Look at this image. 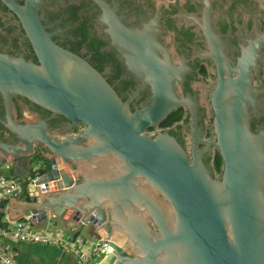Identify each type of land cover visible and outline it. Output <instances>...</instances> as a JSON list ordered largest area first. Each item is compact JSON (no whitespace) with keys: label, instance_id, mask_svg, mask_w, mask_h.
I'll return each mask as SVG.
<instances>
[{"label":"water","instance_id":"1","mask_svg":"<svg viewBox=\"0 0 264 264\" xmlns=\"http://www.w3.org/2000/svg\"><path fill=\"white\" fill-rule=\"evenodd\" d=\"M0 1L19 17L38 60L0 54L7 113L0 125L18 140L0 141V172L27 180L32 163L42 171L31 188L38 194L18 207L1 205L2 213L77 233L93 248L106 245L95 264H264V131L251 129L253 50L243 49L237 66L231 65L209 2L200 28L211 50L202 57L214 60L219 74L211 89L216 141L199 142L219 151L221 180L205 166L207 149L199 150L198 141L190 159L169 133L149 132L185 103L177 95L184 71L158 41L159 12L134 28L116 0H91L111 47L141 82L123 101L103 74L53 41L40 15L48 0H24L23 6ZM145 87L150 105L132 112L131 100ZM14 97L65 118L70 131L84 125L83 132L58 140L45 121L20 124Z\"/></svg>","mask_w":264,"mask_h":264},{"label":"flooded vegetation","instance_id":"2","mask_svg":"<svg viewBox=\"0 0 264 264\" xmlns=\"http://www.w3.org/2000/svg\"><path fill=\"white\" fill-rule=\"evenodd\" d=\"M23 6L24 0H15ZM108 4L112 0H105ZM119 14L127 26L140 27L160 14L158 41L167 49L175 67L184 71V81L177 87V95L184 100L159 127L149 130L153 135L167 132L187 151L197 141H216L211 89L219 78L218 67L211 58L202 57L210 52L208 41L200 26L204 25L205 2L212 8L211 21L214 29L226 45L227 57L233 67L242 57V50H253L254 66L251 87L256 91V106L252 110L251 129L264 131V0H116ZM43 25L53 35L60 47L81 56L94 68L97 67L123 101L129 100L141 85L127 68L119 52L111 47L106 27L98 24L100 9L91 0H48L43 6ZM201 22V23H199ZM98 47V53L94 51ZM93 47V48H91ZM255 51V53H254ZM0 54L37 60L35 52L19 17L0 1ZM36 63V62H35ZM38 63V60H37ZM237 77V75H234ZM150 87H145L131 100L132 112L150 105ZM13 117L20 124L47 122L53 139L65 140L83 132L84 125L68 129V122L21 97L13 98ZM7 118L0 96V119ZM0 141L7 144L18 142L15 135L0 125ZM86 146V142L81 143ZM36 147V146H35ZM40 156V149L36 147ZM199 150L207 149L203 162L212 176L221 180L223 159L214 145L198 143ZM218 155L221 157L219 165ZM34 156V157H35ZM219 170L217 171V166ZM34 171L33 163L29 174Z\"/></svg>","mask_w":264,"mask_h":264},{"label":"built area","instance_id":"3","mask_svg":"<svg viewBox=\"0 0 264 264\" xmlns=\"http://www.w3.org/2000/svg\"><path fill=\"white\" fill-rule=\"evenodd\" d=\"M40 170V163H37L33 175L27 180L0 174V204L11 199L26 198L33 186L32 183L42 175ZM5 223L7 226H0V264H18L15 258L7 252L6 245L10 242L56 247L73 253L85 264H95L107 252L106 245L86 248L80 238L75 240L73 237H61L59 234L36 232L30 218L12 222L9 217H6Z\"/></svg>","mask_w":264,"mask_h":264},{"label":"crops","instance_id":"4","mask_svg":"<svg viewBox=\"0 0 264 264\" xmlns=\"http://www.w3.org/2000/svg\"><path fill=\"white\" fill-rule=\"evenodd\" d=\"M61 168L64 166L61 165ZM69 172V171H68ZM1 175H7L6 173H1ZM38 193L35 189H30L29 195L23 199H17V202H14V199L7 200V204H0V222L3 226H7L5 223L6 217L12 222H18L21 220H14L9 214L2 213L1 205H5V208L18 207L20 204L30 202V198L33 195H37ZM34 231L36 232H45L51 233V231L59 229L64 233V229L61 228H53L48 224H34ZM59 231V232H60ZM58 234V233H53ZM69 237H73L74 234H69ZM7 252H9L17 261L18 264H85L80 261V259L75 256L73 253L69 251H65L56 247L42 246L38 244H23L18 242H10L6 245ZM92 264V263H91Z\"/></svg>","mask_w":264,"mask_h":264},{"label":"trees","instance_id":"5","mask_svg":"<svg viewBox=\"0 0 264 264\" xmlns=\"http://www.w3.org/2000/svg\"><path fill=\"white\" fill-rule=\"evenodd\" d=\"M91 48H93V47H91ZM94 51L98 53V47H97V46L94 48ZM34 62L37 63V60L35 59ZM95 68H96L97 70H99L97 67H95ZM36 157H37V159H36L37 162H39L41 156H36ZM218 162H219V165H220V163H221V157H220L219 155H218ZM219 165L217 166V171L219 170ZM32 175H33V174H32ZM3 203H4V204H7V202H3ZM0 226H2L1 222H0ZM73 238L76 240V239L79 238V235L76 233V234L73 235Z\"/></svg>","mask_w":264,"mask_h":264},{"label":"rangeland","instance_id":"6","mask_svg":"<svg viewBox=\"0 0 264 264\" xmlns=\"http://www.w3.org/2000/svg\"><path fill=\"white\" fill-rule=\"evenodd\" d=\"M60 230H53V231H51V233H58L61 237H69L70 235V233L66 230V229H64V233L62 232V231H60ZM91 247H93V243L92 242H88L87 244H86V248H91Z\"/></svg>","mask_w":264,"mask_h":264}]
</instances>
